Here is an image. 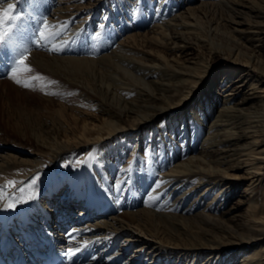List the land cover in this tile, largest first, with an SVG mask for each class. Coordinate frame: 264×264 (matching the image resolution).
I'll use <instances>...</instances> for the list:
<instances>
[{"label": "bare ground", "instance_id": "obj_1", "mask_svg": "<svg viewBox=\"0 0 264 264\" xmlns=\"http://www.w3.org/2000/svg\"><path fill=\"white\" fill-rule=\"evenodd\" d=\"M24 1L0 0V10L12 4V11L20 12L13 14L20 17L14 25L17 39L30 49L27 62L32 72L42 71L49 85L42 87L45 104L16 105L25 108L21 112L28 118L24 125L11 121L10 112L6 121L22 135L31 134L47 152L37 156L34 162L0 154V185H5L0 220L9 218L14 226L42 224L30 212L54 204L56 198L44 193L66 184L68 196L62 202L65 206L70 204L72 209L74 206L81 209L74 214L75 219H80L73 227L76 234L68 242L62 239V245L74 246L79 251L85 248L82 254L95 251L80 264H140L144 252L152 254V262L143 264H159L158 260L160 264H170V259L165 261L167 256L158 257L162 250L181 251L179 255L186 261L180 264H198L200 254L205 257L200 264H222V261L230 262L234 258L232 251L239 247L242 248L235 255L242 252L241 264H264V242L252 245L264 238V212L258 202V185L264 172V9L246 7L243 4L246 0H199L195 4L193 0H117L120 9L114 13L115 18L119 12L134 15V19L147 13L144 21L151 24L153 42L158 46L181 51L192 39L206 47L209 54L224 55V69L234 67V76L238 77L229 79L223 72L221 94L217 84L213 86L214 79L198 93L210 74L211 65L205 67L199 60H177L162 52L152 55L139 48L145 46L142 38L147 37V32L128 35L113 47L108 45V38L117 30L105 31L96 38L88 32L89 17L76 19L71 25L76 8L70 0L54 2L51 10L45 5L48 1ZM92 1L95 0H89L88 4ZM155 4L159 8L154 9ZM45 20L47 28L43 27ZM39 31L44 32L43 39L38 36ZM33 39L39 41V46L31 43ZM50 48L57 50L50 51ZM244 85L249 87L246 92L241 89ZM62 90L64 100L57 103L53 93ZM72 104L88 107L101 117L92 111L91 116L83 117L86 112H77L78 106ZM34 106L43 108L46 114L54 113L50 128L42 120V114L33 112ZM132 134L144 139L147 154L152 147L151 160L140 154L142 148L135 142L132 148L129 142L111 144L117 137L129 139ZM158 149L160 155L156 153ZM110 152L112 161L106 158ZM74 153L89 157L78 170L58 173L57 162ZM127 154V161L133 163L123 162ZM98 161L103 165L97 172ZM38 162L46 163L47 167L39 173L35 192L25 188L21 194L18 188L27 186L25 183L30 182L36 170L40 171V166L14 173L16 186L9 185L3 177L16 164L32 166ZM141 166L143 184L140 177L138 181L125 183L131 176L136 178ZM239 168H246L251 176L249 184L252 185L247 190L252 197L248 203L254 211L242 231L226 224L223 207L216 204L232 193L235 182L230 178ZM113 174L117 185L110 183ZM147 191L142 203L141 194ZM177 192L170 204L169 196ZM105 193L117 200L115 206ZM21 195L27 202H17L13 208L4 207L13 203V197ZM191 198L189 205L182 209ZM202 198L208 200L204 202ZM138 202L140 205L135 208ZM152 204L171 211L157 212ZM125 205L127 208L121 214H114L116 206L122 209ZM199 205L198 216L218 225L235 240L229 242L224 239L226 235H221L208 242L187 237L177 239L179 243H175V237L164 242L161 229L166 224L169 226L174 218L178 219L179 214L175 213L197 211ZM52 226L56 228V224ZM133 244H136L135 257L115 262L113 255ZM251 245L252 250L247 247ZM111 249L116 252L109 255Z\"/></svg>", "mask_w": 264, "mask_h": 264}, {"label": "rangeland", "instance_id": "obj_2", "mask_svg": "<svg viewBox=\"0 0 264 264\" xmlns=\"http://www.w3.org/2000/svg\"><path fill=\"white\" fill-rule=\"evenodd\" d=\"M42 1H48L47 3H45V2L44 3H45V5L48 6L49 10H51V8L53 7V3L54 2L57 3L58 0H42ZM70 1H71V5H73V7L76 8L73 11L74 16L72 18L71 25L74 23V20H76V19L89 17L90 21H91V23H90L91 27H90V30L88 32H89V35L91 37H96V38L97 37L100 38L105 33V31L112 32L114 30H117V33L115 35L108 38V45L110 44L111 46L113 45V47H114L116 44H118L119 41L124 40L126 37H128V35H131L134 33L147 32V37L142 38V41H143L142 43L145 44V46L144 47L139 46V48L143 49L144 51H148L152 55H155L157 52L166 53L170 58L175 57L177 60H186V61L199 60V61H203L205 67L207 65H211L210 74H208L205 84H203L198 89V93L201 90H203L210 83V81L212 79H214L213 86H215L217 84V86H216V88L218 89L217 91H219V93L222 94L223 93L222 92L223 91L222 85L224 83H222L221 80H222L223 72H224V74L228 75L229 79L232 76L235 77L234 79H236L238 77L237 75L234 76V71H233L234 67L230 70L224 69V64H225V56L224 55L209 54L210 52L208 51V49L206 47H201L200 45H198L195 42V40L190 39L186 43V46L181 51H176V50L171 51L170 49H165V48L160 47L157 44H155L153 42L155 36H154V33L151 32L152 31L151 30V24H147L144 21V17L147 13H143L134 19V15L127 16L125 13L122 14L123 12L122 13L119 12L118 16L115 18L114 13L118 12V10L120 9V6L117 3V0H100V1L95 0V1H92L90 4H88L89 0H70ZM185 2H187V0H185ZM198 2H199V0H193L192 3L195 4ZM128 4L130 6H132V4H130V3H128ZM243 4L246 7H257V8L264 9V0H246V1H243ZM185 6H184V8H185ZM153 8L156 9L159 7L157 4H155ZM0 11H2V9ZM11 12H13V11H11ZM46 14H48V11L46 12ZM135 20H136V22H135ZM101 39H103V38H101ZM89 51H90V49H88V52ZM144 57L149 59L145 55H144ZM149 60H152V59H149ZM245 68H248V67H245ZM249 69L252 70L253 68L250 67ZM32 70H33V68L27 62V63H25V65H20V67L16 71H14L12 74L8 75L5 78L0 79V154H11L12 156L14 155L15 157H17L19 159L25 158V159H29L30 161L33 160L32 162H34L37 156L40 157L41 155L43 156L46 154V152H47L46 147L43 146L42 144L39 145L31 134H25V136H24L20 132L15 131L13 128L11 129V127H9V125L6 121L7 120L6 118L8 115L7 112H10L13 114V118L11 119V121H17L18 126L22 125L24 123V121H28V118L25 119L24 114L21 113L22 110H25V108L16 107V105L24 106L26 104L29 105V104H36V103L37 104L38 103L45 104V99H43V95H42L45 93H44L42 87L49 85L47 75L43 74L42 71L37 70L36 72H32ZM17 80L21 81V83H17L16 82ZM25 84H27L28 87H25ZM230 85H232V84H230ZM235 85H236V83H234V86ZM233 87L230 89H233ZM248 88L249 87L244 85L241 89L243 92L244 91L246 92V91H248ZM64 92H66V91H64ZM63 94H64L63 90L60 92L59 91L54 92L53 93V97H54L53 99L55 100V102L62 103L64 100ZM10 103L12 104L11 106H13L14 109H12L10 107ZM65 103H68V102H65ZM69 104H71V103H69ZM72 105L78 106L80 104H72ZM86 108H88V107H86ZM86 108H82V107L78 106L76 108V111L77 112H79V110L85 111L87 113V115L85 113L83 115V117L91 116L90 114L92 112L96 113L99 117H101L100 113H98L92 109L90 110V109H86ZM39 109H41V110H39ZM42 110H43V108H39L37 106H34L33 112H39L40 114H42L41 115V116H43L42 120L45 122V124L49 125V128H50L54 113L46 114L45 111H42ZM20 113L22 115H20ZM43 113H45V114H43ZM134 135L135 134H132L131 137H129V139L131 138V140H129L128 138H118L117 137V140H115L114 142H111V144L112 143H121V142L128 144V142H129V144H130L129 146H131V148H132V146L135 143H137L138 146H140V149L142 148V153L140 152V154H143L145 157L148 158V160H151L153 157L151 154L152 153V147L149 149V154H147L146 148H145L146 146L144 144V139L142 137L136 138L137 136H134ZM147 139L149 140V138H147ZM200 141L198 142V144L200 143ZM128 148H130V147H128ZM131 150L132 149H130V151ZM111 153L112 152H110V154L106 158L111 160L113 158V156H111ZM156 153L158 155H160L159 149H158V152H156ZM128 156H129V154H127V157L123 158V162L133 163L132 160L127 161ZM88 157H89L88 154L81 156L80 153L79 154L74 153V154L68 156L66 159H60L57 162V166H56L58 168L57 172L58 173L59 172L67 173V172L73 171L75 169L78 170V168L82 167L85 164ZM173 159H174V157H173ZM20 160H24V159H20ZM148 160H145V162L146 161L151 162ZM95 164H96V162H95ZM46 165H47L46 163H42V162L41 163L38 162L37 164L34 163V164H32V166H31V164H25V163L16 164L15 166H12L14 169L13 168L8 169L7 174H3V177L7 181H16V176L14 175V173H24L28 169L31 170L34 168V170H35L37 167L40 166V171L36 170V172H35V175H36V174H39L44 168H46L47 167ZM101 165H103V164L100 161H98V163L96 165L97 172L101 169V167H100ZM120 166H122V164ZM142 168H143V166L138 168L137 174L135 175L136 178H132L133 176H131L129 179L128 178L126 179L125 183H127V182L130 183V181H131V183H133L136 180L138 181L139 177H140V182H141V184H143L144 175H142L143 174ZM157 173H158V171H157ZM233 173L234 174L230 178V180L235 182V184H234L235 188L232 189V193L226 199H224L223 201L218 200L216 202V204L222 205V207H223L222 210L225 212L223 219L226 221V224L232 226L236 231H240V230L242 231L244 223L247 221V219L254 212L249 207V203H248V200L251 199V197H252V195H250L249 191L247 190L252 185V184H249V183H251V176L249 173L248 174L246 173V168H239L237 170H234ZM260 176H261V178H263V180L258 185V187H259V189H258L259 201L258 202L261 204V206H262L261 209L264 212V172ZM156 177H157L156 175H153L154 180L157 179ZM115 181H116V175L113 174L111 176L110 183L113 185H117ZM63 183H64V181H62L61 184H63ZM25 184H27V183H25ZM64 185H66V184H64ZM64 185L59 189H56L54 191L50 190V191L44 193V195H48V196H50V198H53V197L56 198V201L54 203V204H56V206H54V204L49 205L48 207H46L44 205V207L42 206L37 211H34V212L29 211L31 213L30 216L32 218H34V217L38 218L39 217L41 223H42L43 219H45L44 216H46V218L48 217V219H49L51 217V212L53 210H55V208L63 206L64 203L62 201H63V199H66L68 196V193H66V189L64 188ZM23 187L28 188L26 185ZM14 193L16 195L17 191H15ZM148 193H149V191L144 192V193L142 192L141 197H140V200L142 203H143V201L146 200ZM63 194H65V195H63ZM132 194H134V193H132ZM176 195H178V192L171 194L169 196L170 198L168 200H169L170 204L174 200ZM61 196H64V198ZM104 196L108 197L110 199V201L114 204V206L116 205V202H117L116 199H113L112 197H110L107 194ZM192 200H193V198H191L190 201H186L184 203V205L182 206V209H184L185 206H188ZM198 200L200 201V199H198ZM205 200H208V199L204 198L203 201L205 202ZM74 201H76V200H74ZM122 202H123V200H122ZM139 205L140 204L138 202L137 205L135 206V208L139 207ZM151 206L154 207V210H157V212L158 211L163 212L162 209H164V208H159L154 204H152ZM200 207L201 206L199 205L197 211L191 210V209L186 210L184 212H182L181 210L178 212L176 211L177 213H175V214H179L178 219L174 218L173 221L170 222L171 224L169 226H168V224H166L163 227V229H161V235L160 236H161L162 240L164 242H166L167 240L173 241L172 237H175L176 238L175 243H179L177 239H179L180 237H187L188 239H191L192 241H196L198 239V240H201L204 242H208L209 241L208 239H211L214 237L216 238V236H221V235L222 236L226 235V238H224V239L229 240V242H230V239L235 240L233 237L229 236V233L227 231L220 229L218 225H215L212 222H208L207 220L203 219V217L198 216L196 213L200 212L199 211L201 209ZM126 208H127V205H125L124 208H122V209H119L116 206V208L114 209L115 210L114 214L119 215ZM31 209H33V208H31ZM80 209H81L80 207L77 208L75 206L73 208V210L75 212H78ZM164 210L167 212L171 211L168 209H164ZM259 215H260V210H259ZM88 221L94 222L92 220H88ZM260 241L261 242H255L252 245L256 246V245L264 242V238H263V240H260ZM135 245L136 244L131 245L130 248L127 250L119 251L118 254H114V252H116L115 249H111L109 252V255L114 254L113 258L116 259L115 262L122 263L127 258L132 257V255L136 254L135 249H134ZM252 245L247 246L248 249L253 248ZM117 248H119V245ZM241 248L242 247H239L236 250L232 251L233 254H231V256H234V258L232 257L230 259V262L225 263L224 261H222V264H241L242 263V255H243L242 252H240L238 255H235L237 253V251H239ZM146 250L147 249H145V251ZM130 251H131V253H130ZM172 251H174V250H170V251L167 250L166 252L162 250V252H160V253L158 252L159 253L158 257L162 259L163 256H167V258H166L167 260L165 259V261H169L168 259H170V261H169L170 264H180L182 260L186 261L185 257H180L179 254H181V251H177L175 253H172ZM210 251L211 250H207V252H210ZM115 255H118V256H115ZM151 255H148L146 252H144L142 254V256H140L139 263L143 264L144 261L149 262V263L152 262L150 260ZM133 257H135V255ZM142 258H143V260H142ZM198 258H199L198 264H200L205 259L204 255H202V254H200V256H198ZM213 262H215V258H213ZM158 263L160 264V260H158Z\"/></svg>", "mask_w": 264, "mask_h": 264}, {"label": "snow or ice", "instance_id": "obj_3", "mask_svg": "<svg viewBox=\"0 0 264 264\" xmlns=\"http://www.w3.org/2000/svg\"><path fill=\"white\" fill-rule=\"evenodd\" d=\"M13 9V5L9 4L7 9H4L2 11H0V47H3L5 44L9 45L13 48L16 49H21L22 46L18 45L16 43V37H15V32L13 30V26L16 24V21L18 19H20L19 15H9V13L12 11ZM43 27L47 28V21H43ZM49 35H57L56 33H50ZM38 36L43 39L44 38V32L43 31H39L38 32ZM35 43L37 44V46H39V41H35ZM50 51H55L57 49L55 48H50ZM30 51V49L28 48H23V50L20 52V54L18 55V58L15 60L14 65L11 67L10 71H14L16 65H25V61L27 60V53ZM8 74V73H7ZM6 74V75H7ZM17 83H21V81L17 80ZM25 87H28L27 84H25ZM40 176L39 174H36L35 176H33L30 179V182H27V187L28 189H31L33 192H35V190L38 188V180H39ZM9 185H15L17 182L16 181H8L7 182ZM23 183V182H22ZM5 188V185H0V200H3V190ZM120 190V189H118ZM26 191L25 187L21 186L19 188V192L21 194H23ZM33 197L30 195L28 197L29 200H31ZM19 202V203H24L27 202L23 199V196H15L13 197V203L11 204H5L4 207L7 208H13L15 207V204ZM66 235H68L70 238H72L74 236V232H70V233H66ZM68 254H71V249H68Z\"/></svg>", "mask_w": 264, "mask_h": 264}]
</instances>
